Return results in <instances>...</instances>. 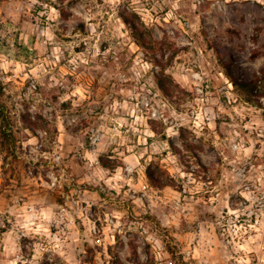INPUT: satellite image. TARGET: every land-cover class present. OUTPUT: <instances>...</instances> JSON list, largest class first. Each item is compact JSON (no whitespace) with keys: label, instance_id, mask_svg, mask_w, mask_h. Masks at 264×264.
<instances>
[{"label":"rangeland","instance_id":"374dc122","mask_svg":"<svg viewBox=\"0 0 264 264\" xmlns=\"http://www.w3.org/2000/svg\"><path fill=\"white\" fill-rule=\"evenodd\" d=\"M226 71L264 87V0H0V264H264V95Z\"/></svg>","mask_w":264,"mask_h":264},{"label":"trees","instance_id":"16d2710c","mask_svg":"<svg viewBox=\"0 0 264 264\" xmlns=\"http://www.w3.org/2000/svg\"><path fill=\"white\" fill-rule=\"evenodd\" d=\"M123 20L126 24L130 25L129 27L133 30L134 35L141 38V34L139 33V30L135 26V24H131L125 18H123ZM225 76L228 78V80L230 81L232 86L242 88V90L244 91L245 94L252 95L253 93H255V94H258L260 96L264 95V87H260V86L255 85V84L245 83L244 81H238L229 71L225 72ZM158 86H159L160 90H162L164 93L170 91L167 83H165V82L159 81ZM2 122H3L4 126H2V128L0 129V145L1 146L5 145V144H10L11 142H13V137H12L11 132H8L7 128L5 127V126L9 125L8 122L6 120L2 121ZM100 162H102V164H104V166H105V163L103 162V160H100ZM148 177L155 185H157L159 187L168 185L166 182L161 181L159 178H155L152 174H148Z\"/></svg>","mask_w":264,"mask_h":264}]
</instances>
